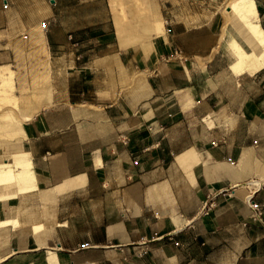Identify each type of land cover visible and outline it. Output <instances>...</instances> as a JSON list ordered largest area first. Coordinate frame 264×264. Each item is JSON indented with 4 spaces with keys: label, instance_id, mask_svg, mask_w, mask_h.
I'll return each mask as SVG.
<instances>
[{
    "label": "crops",
    "instance_id": "obj_1",
    "mask_svg": "<svg viewBox=\"0 0 264 264\" xmlns=\"http://www.w3.org/2000/svg\"><path fill=\"white\" fill-rule=\"evenodd\" d=\"M109 1L0 0V170L30 174L0 264H264L254 41L227 0H142L123 47Z\"/></svg>",
    "mask_w": 264,
    "mask_h": 264
},
{
    "label": "bare ground",
    "instance_id": "obj_2",
    "mask_svg": "<svg viewBox=\"0 0 264 264\" xmlns=\"http://www.w3.org/2000/svg\"><path fill=\"white\" fill-rule=\"evenodd\" d=\"M109 3L112 8L111 10L113 11L114 24H115L118 40L121 46L124 47L131 43H134L135 41L138 40L141 32L149 31L148 29L151 22L149 24L147 18L143 16L145 13V9L143 8L142 0H110ZM228 9H230V11L234 14V16L237 17V20L240 23V25L246 28L249 36L254 41V42L251 41V44L254 43V47L257 50H259V53L257 52V54L255 52L251 55H247L243 53L240 50V48L237 47V45L234 44L233 48L236 50V53L239 58L237 59L239 60L238 68L239 66L241 67L242 65H247V64L253 65L255 67L264 66V30H262L260 25L257 23L254 1L231 0ZM126 10L129 12V15L131 17L130 19L127 18ZM152 24L154 25V23ZM235 68L236 67L234 66L233 69L235 70ZM28 174L29 173L27 171L23 170V172L17 173L15 175L13 171L2 168V170H0V183L8 184L13 181L15 182V179L19 181L21 180L22 182L24 180H28ZM22 183L24 184V182ZM23 189L24 188H22V190ZM14 195L15 194H13V196ZM9 196L10 195H0V198L2 197L9 198Z\"/></svg>",
    "mask_w": 264,
    "mask_h": 264
},
{
    "label": "rangeland",
    "instance_id": "obj_3",
    "mask_svg": "<svg viewBox=\"0 0 264 264\" xmlns=\"http://www.w3.org/2000/svg\"><path fill=\"white\" fill-rule=\"evenodd\" d=\"M230 1H231V0H227V2H226V6H227V8H229V3H230Z\"/></svg>",
    "mask_w": 264,
    "mask_h": 264
},
{
    "label": "built area",
    "instance_id": "obj_4",
    "mask_svg": "<svg viewBox=\"0 0 264 264\" xmlns=\"http://www.w3.org/2000/svg\"><path fill=\"white\" fill-rule=\"evenodd\" d=\"M256 214L258 215V214H259V212H258V211H256Z\"/></svg>",
    "mask_w": 264,
    "mask_h": 264
}]
</instances>
